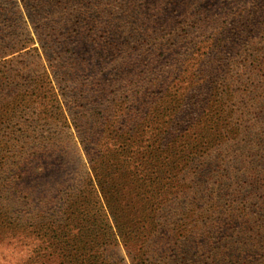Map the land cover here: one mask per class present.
<instances>
[{
	"label": "trees",
	"instance_id": "16d2710c",
	"mask_svg": "<svg viewBox=\"0 0 264 264\" xmlns=\"http://www.w3.org/2000/svg\"><path fill=\"white\" fill-rule=\"evenodd\" d=\"M158 1L21 0L37 65L0 44V116L37 99L87 167L29 212L0 161L3 264H264V0Z\"/></svg>",
	"mask_w": 264,
	"mask_h": 264
},
{
	"label": "rangeland",
	"instance_id": "374dc122",
	"mask_svg": "<svg viewBox=\"0 0 264 264\" xmlns=\"http://www.w3.org/2000/svg\"><path fill=\"white\" fill-rule=\"evenodd\" d=\"M148 4L150 7L153 3ZM21 5V0H0V44H13L27 40L24 49L14 51L12 54L10 50L4 53L6 54L5 58H9L12 55L18 56L20 51L27 50V54L13 60L14 70L24 71L23 66L31 68V66L37 65L35 55L38 50L33 49L38 46V43L32 39H27L34 36V31L30 25L25 23L27 18ZM164 5L166 4L162 0L156 4L158 10ZM22 15L25 18H22ZM181 15L171 14V17L176 16V18H179ZM36 100L34 98L30 107L25 105L23 111L17 112V114L7 113L0 116V149L4 148L2 146L5 142L9 143L6 151H0V161L6 160V165L15 156H19V173L21 177L17 180L16 185L21 190L20 194L24 196L25 192L28 193V199L31 200L28 201L23 198L19 200V206L21 210L29 212L38 209V207L42 209L40 206H42L44 199L41 201V197L50 196L56 190L58 184L64 180H67L66 183L70 184V177L73 176L74 178V174L77 173L78 169L85 170L87 167V164L85 166L87 159L81 146L78 143L74 144L75 141H61L66 139L65 135H71L74 129L65 128L66 130L63 129V132L61 128L51 123L54 122L52 113L45 114L41 112L43 105L39 106ZM37 112L39 115H37ZM44 119L45 122L47 120V123H44ZM25 120H29V123ZM18 122L23 123V125L18 124ZM206 134L207 141H215L216 134L213 133V130L208 131ZM204 142H206V139ZM80 164H82V167H80ZM8 170L9 168L4 170L5 173L0 172V187L3 186L1 182L7 176ZM9 193L11 198L14 197L13 195H17L15 190L8 191L7 194ZM9 202L12 205L14 201ZM54 206L55 203L49 208ZM19 244L20 242L16 238L9 239V241H0V256L7 257V259H20L24 255L21 249L24 248ZM0 264H3V262H0Z\"/></svg>",
	"mask_w": 264,
	"mask_h": 264
}]
</instances>
